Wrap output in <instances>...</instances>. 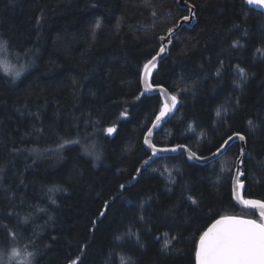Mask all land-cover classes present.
<instances>
[{"label": "trees", "instance_id": "1", "mask_svg": "<svg viewBox=\"0 0 264 264\" xmlns=\"http://www.w3.org/2000/svg\"><path fill=\"white\" fill-rule=\"evenodd\" d=\"M177 1L0 0V65H24L15 79L0 66V264L13 249L11 264L28 252L31 264H196L213 221L259 219L232 201L238 143L206 165L143 145L161 99L140 76L189 15ZM185 2L195 24L151 77L177 101L153 144L207 157L241 134L244 199L264 202L263 15L244 0Z\"/></svg>", "mask_w": 264, "mask_h": 264}, {"label": "snow or ice", "instance_id": "2", "mask_svg": "<svg viewBox=\"0 0 264 264\" xmlns=\"http://www.w3.org/2000/svg\"><path fill=\"white\" fill-rule=\"evenodd\" d=\"M147 3L148 0H145ZM249 6H255L258 9H264V0H244ZM190 15L194 18V13L190 11ZM183 20H188L189 17H182ZM100 26V22L97 21L96 27ZM169 35L173 33V28L168 29ZM164 37H161L163 40ZM238 43V42H237ZM7 45L6 41L0 40V49L4 48ZM161 52L164 51V47L161 46ZM257 52L261 55H264V49H257ZM159 55V53L157 54ZM156 60V57L153 56L151 60L143 65V74L142 80L147 82L146 78L150 77L152 74V69L155 68L153 63ZM3 70L6 74H11L13 78H18L21 72L24 70V65H21L19 69H16L15 66H3ZM243 74V69H240ZM147 90H151V85H149ZM172 106L176 104V97L172 96ZM165 111H171V108L162 109L160 115L156 117V120L159 121L164 115ZM219 115V112L217 113ZM121 115H124L122 113ZM251 125V121H249ZM154 123V127H155ZM113 128H108L106 131L111 134ZM151 132V129H149ZM241 140L244 139V136L239 137ZM233 139L232 136H229L227 140L217 149V153H222L226 151V146ZM145 143H148V140H145ZM151 146V145H150ZM176 148L171 149H155L153 150V156L158 155L159 152L173 151L175 152ZM243 153V150H242ZM216 153H214L215 155ZM199 157L196 156L194 152H190L189 159ZM151 159V157H149ZM148 161H145L147 164ZM140 169H137L139 172ZM242 186V185H241ZM120 188L123 189L124 185H120ZM191 199V197H190ZM245 204L258 206L261 209H264V203L253 200L243 201ZM192 203L195 204L196 201L192 200ZM108 202L105 201V209H107ZM105 213L101 212L103 216ZM261 219L264 220V211L261 212ZM95 224V221H93ZM119 239V237H118ZM169 241L164 242V247L167 248ZM20 255L19 250L13 249L9 255V264L11 260ZM34 256L33 253H26L27 259L22 262V264H31V259ZM196 264H264V223H257L255 220H245L237 217H221L220 219L215 220L206 231H204L197 242L195 250ZM80 258L71 261V264H79ZM123 256L120 257V264H128Z\"/></svg>", "mask_w": 264, "mask_h": 264}, {"label": "water", "instance_id": "3", "mask_svg": "<svg viewBox=\"0 0 264 264\" xmlns=\"http://www.w3.org/2000/svg\"><path fill=\"white\" fill-rule=\"evenodd\" d=\"M178 4H179L180 7H184V8H187L189 10V15H188L189 19L186 20V21L181 19L178 22V26L173 30V33H176V31L182 26H185L186 28H191L195 24V17L193 18V16L190 15V11L193 13L194 9L192 7L187 6L185 4L184 0H178ZM247 6L252 8V9H254V10H256V11H258V12H260L263 15V18H264V9H258L255 6H249V5H247ZM170 38H171V35H168L166 38H164L162 40V45L164 47V51L161 52L159 50V52H158L159 55L155 56L156 60L153 62L155 64V68L152 69L151 76L146 78L147 82L142 80L143 70H142V73H141V85L143 86V88L145 90L144 94L152 95V94H155V93H159V95L161 96V98H162V100L164 102V106L160 109V112H161L162 109L171 108V111H165V115L159 121H157L156 118L154 119V121L152 122L151 126L149 127V129H151V132H149V129H148V131L146 132V134L144 136L143 145H144L146 151L148 153H150L152 156H153L154 148L157 149V150L158 149L176 148L177 150L175 152H173V151L159 152L158 155H156V157L185 155L189 159V154L192 151L189 150V148H187L186 146H180L179 145V146H174V147H161V148H158V147L154 146V144H153L154 134L162 127V125L168 119H170L174 115V113L176 111V105H177V101H176L175 106H172L171 97L173 95L167 89H165L163 87H160V86L159 87L158 86H152V84H151V77H152L153 73L157 70V68L159 66V63L161 62L162 58L166 55L167 50L171 46ZM149 85H151V90H147L146 91V89H148ZM160 112L157 114V116L160 115ZM154 123L156 125L155 127H154ZM240 136H242V135L241 134L233 135L232 136L233 139L226 146V151L234 143H238L241 146L240 156L238 157V159H237V161L235 163V165H236L235 172H234V175H233V177L231 179L232 201H233L234 205L236 206V208L238 210H240L242 212H247V213H255V214H257V215H259L261 217V212L264 211V209H261L258 206L245 204L243 202V201H246V199H244V196H243L244 182L241 179H242V176H243L242 164H243L244 153L246 151L245 150L246 149V145H245L246 142H245V138L243 140H241L239 138ZM146 139L148 140V143H145ZM242 150H243V153H242ZM226 151H222V153H217V150H216L214 152V153H216L215 155H214V153L211 154L210 156H207V157H200V156L196 155L197 157H199V159L194 157V158L189 159V160L194 162V163H196V164H198V165H206V164H209V163H211L213 161H216L217 159L221 158L226 153ZM251 200L258 201V200H255V199H251ZM259 202H261V201H259ZM261 203H264V202H261ZM224 217H237V218L245 219V220H253V219L244 218V217H240V216H224ZM220 218H218V219H220ZM257 223H264V220L261 219V222H257ZM195 263H196V258H195Z\"/></svg>", "mask_w": 264, "mask_h": 264}, {"label": "bare ground", "instance_id": "4", "mask_svg": "<svg viewBox=\"0 0 264 264\" xmlns=\"http://www.w3.org/2000/svg\"><path fill=\"white\" fill-rule=\"evenodd\" d=\"M185 1V0H184ZM178 2V1H177ZM185 4L187 5V6H189L186 2H185ZM178 6H179V4H178ZM180 7V6H179ZM190 7V6H189ZM181 8H184V7H181ZM184 9H187V8H184ZM177 26H178V24H177ZM177 26H175L174 28H173V30L177 27ZM181 28V27H180ZM179 28V29H180ZM179 29L176 31V33L179 31ZM176 33H172L171 34V36L172 35H174V34H176ZM169 35V33L167 34V36ZM166 36V37H167ZM166 37H164V38H166ZM170 41H171V46H170V48L167 50V52H166V55L162 58V60H161V62L167 57V55H168V52L170 51V49H171V47H172V39L170 38ZM159 43H160V48H161V46H163L162 45V40H161V38L159 39ZM160 48H159V50H160ZM159 50H158V52H159ZM158 52H157V54H158ZM156 54V55H157ZM155 55V56H156ZM160 62V63H161ZM160 63H159V65H160ZM159 67V66H158ZM158 69V68H157ZM143 70V69H142ZM157 71V70H156ZM155 71V72H156ZM154 72V73H155ZM142 73V72H141ZM140 80H141V76H140ZM140 83H141V81H140ZM153 86V85H152ZM159 87V86H158ZM141 89H142V94L144 95V96H147V97H152V96H156V95H158L159 97H160V99H161V107H160V109L164 106V102H163V100H162V98H161V96L159 95V93H155V94H152V95H146V94H144L145 93V90H144V88H143V86L141 85ZM160 112V111H159ZM235 135V134H234ZM150 154V153H149ZM214 162V161H213ZM212 163V162H211ZM235 167H236V165H235ZM234 172H235V168H234ZM234 172H233V175H234ZM233 177V176H232Z\"/></svg>", "mask_w": 264, "mask_h": 264}, {"label": "rangeland", "instance_id": "5", "mask_svg": "<svg viewBox=\"0 0 264 264\" xmlns=\"http://www.w3.org/2000/svg\"><path fill=\"white\" fill-rule=\"evenodd\" d=\"M164 171L166 172V174H163V176L165 177V179L168 181V182H170V180H169V175L167 174L168 173V171L166 170V168L164 167ZM172 182V181H171Z\"/></svg>", "mask_w": 264, "mask_h": 264}]
</instances>
